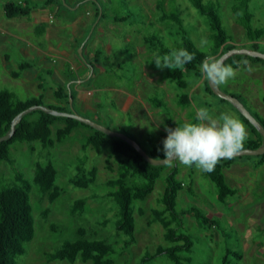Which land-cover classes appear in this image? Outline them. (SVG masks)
<instances>
[{"label": "rangeland", "instance_id": "374dc122", "mask_svg": "<svg viewBox=\"0 0 264 264\" xmlns=\"http://www.w3.org/2000/svg\"><path fill=\"white\" fill-rule=\"evenodd\" d=\"M5 1L0 0V26L14 35H0V91H13L22 100L43 93L44 105L73 110L110 130L127 134L146 149L150 148L149 136L158 137L166 132V119L172 120L174 125L194 121L195 111L201 106L208 107L214 116L228 112L239 117L248 130L246 142L257 137L263 142L259 128L250 120L245 122L232 102L206 90L203 76L185 69L186 89L162 80L159 70L151 65L152 57L142 38L155 34L165 45L175 46L179 36L171 25L157 20L156 0H12L25 1L32 10L44 7L51 15L39 26H35L34 21L28 23L33 20L32 15L16 18L28 23L22 27L4 16L2 6ZM202 1L206 8L215 9L223 29L231 36V43L237 46L235 48L264 53V36L256 42L246 37L232 11L235 0ZM165 2L168 10L179 8L184 27L196 47L210 52L212 30L207 16L199 13L190 0ZM249 7L254 15L253 27L264 29V0H250ZM115 16L125 17V20L114 21ZM4 54L8 55L6 60ZM234 56L240 58L241 64L234 68L238 74L219 87L264 119V62L245 59L242 54ZM22 62H27L30 68L13 78L10 73L18 70ZM37 83H41L40 89ZM60 84L68 88V101L71 94L73 96L68 105L59 102L53 94V89ZM183 92L189 94L190 105L182 110L176 104V95ZM153 96L162 99L166 106L154 107L148 100ZM94 132L92 128L80 125L63 143L55 144L49 150H43L39 143H19L10 149V164L0 161V181L4 184L13 183L19 173L31 180L36 162L51 161L58 171L55 182L62 190L60 196L49 203L33 185L29 200L35 232L26 245V253L17 258V264H92L79 260L74 263L66 260L47 262L45 259V253L60 247L64 241L74 240L78 227L97 232L99 238L114 239L116 209L100 195L108 189L104 184L106 179L116 175L117 164L114 156L106 161L110 155L109 143L100 155L92 147L82 149L87 136ZM261 156L234 157V162L245 161L249 165L242 170L238 167L224 169L225 183L236 193L223 201L217 198L214 183L203 171L195 166H183L176 160L167 163L152 192L143 201H135L134 242L121 256L118 249L114 264H136L145 253L153 254L158 244H167L161 225L156 222L146 227V219L152 208H162L157 198L163 193L166 171L175 166L178 169L176 179L183 184L176 200L178 212L198 207L205 217L215 220L214 226L210 223L206 226L195 219V210L183 215L185 230L192 234L190 264H221L226 249L240 254V257L232 254L229 264H264V168L254 162ZM81 163L86 168L95 166L98 169L96 181L87 188L68 183ZM107 165L112 170L107 169ZM77 198L87 201L81 213L73 214L71 206ZM139 206L145 210L143 216L137 212ZM44 212H47L46 216ZM103 219L108 223L100 226ZM146 264L173 263L166 254H159Z\"/></svg>", "mask_w": 264, "mask_h": 264}, {"label": "trees", "instance_id": "16d2710c", "mask_svg": "<svg viewBox=\"0 0 264 264\" xmlns=\"http://www.w3.org/2000/svg\"><path fill=\"white\" fill-rule=\"evenodd\" d=\"M50 1V0H48ZM47 1V2H48ZM196 10L206 15L209 19L212 35V48L210 52L199 50L184 27L183 19L179 8L167 9L165 0L155 1V11L158 13V21L171 25L175 29V34L179 36V42L175 46H167L155 34L144 35L142 40L146 51L153 54H166L171 49H179L181 47L188 49L194 54L195 58L189 64L185 65L186 70L193 71L196 75L202 76L200 73V65L207 55H215L220 57L229 49L235 48L231 43V36L223 29L215 9L206 8L202 0H190ZM250 0H235L232 5V11L237 16L238 22L242 25L246 37L252 41H259L264 36V29L254 28L252 19L253 12L249 7ZM3 11L7 18L26 17L31 13L32 8L27 2H15L7 0L3 3ZM99 12L95 13L97 17ZM101 16L103 14L101 13ZM125 17H114V21H124ZM251 49H256L252 47ZM235 54L226 58L223 62L230 64L233 68L239 67L240 58H234ZM245 59H252L258 62L264 60L257 56H249L242 54ZM151 65L157 68L155 61H151ZM30 68L27 62L18 65V70L12 71L10 75L18 78L21 71ZM161 73L162 80L172 82L181 89L187 88V82L184 79V73L180 69L172 70L169 68H157ZM157 70V71H158ZM206 90L212 92L207 80ZM41 88V83L37 84ZM55 98L66 105L68 101V88L63 84L53 89ZM71 98L73 96L71 94ZM44 94L39 93L22 100L17 97L13 91H0V137L7 135L11 129V122L21 111L33 105H44ZM222 99V98H221ZM149 102L156 108H162L166 105L163 100L156 96L149 97ZM224 100V99H222ZM176 104L185 109L190 105L189 94L183 92L176 95ZM45 106L56 109L58 111H69L66 107H55L46 104ZM162 110V109H161ZM250 110V109H249ZM163 111V110H162ZM252 115L264 127V119L251 111ZM245 122L249 120L240 114ZM167 127L174 128L172 120L166 119ZM84 124L74 118L57 116L40 109H34L24 114L19 122L14 126L13 133L6 140L0 141V161L7 164L11 162V147L19 143H39L43 150H49L55 144L63 143L65 138L69 136L73 129ZM94 134L87 136L86 143L82 145V149L92 147L97 154L103 153L106 143H109V156L107 162L114 156L116 160V175L107 178L104 182L107 191L100 195L111 202L116 209V220L114 224L113 240L106 237L99 238L96 233L88 232L84 227H78L76 230L77 237L74 240L64 241L60 247L53 251L45 253L47 262L55 260H66L74 263L77 260L92 264H114L116 254L119 255L134 242V210L135 201H143L154 189V185L160 178L161 174L167 168V163L161 165H152L147 162L129 143L119 137L109 136L99 130L92 128ZM167 133L162 132L158 137L149 136L147 139L150 148H143L149 155L154 158L163 159L162 140ZM111 139L110 141H108ZM262 145V139L257 137L255 140H249L244 143V147L256 148ZM262 162H264V153L261 154ZM234 157L230 159H222L218 162L215 170L211 173L203 172L215 185L217 189V198L223 201L227 196L234 195L236 190L230 188L224 179V169L231 166ZM169 163V162H168ZM107 169H111L107 165ZM76 174L69 178L68 183L77 187L87 188L96 181L97 167L92 166L86 168L83 163L76 166ZM112 170V169H111ZM57 169L51 161L46 163L36 162L34 175L31 180L25 178L21 173L15 175L13 183L4 184L0 181V264H17V258L26 253V245L32 240L35 232L33 207L29 200V195L33 185L38 189V193L42 199L45 198L49 203L54 202L61 194V188L56 184ZM178 173L177 166L166 171L165 186L162 195L157 201L162 208H152L146 219V227H150L153 223L158 222L163 229V239L166 245L158 244L153 254L145 253L136 264H146L159 254H166L167 258L173 264H190L189 254L193 245L192 234L185 230L183 215L195 210L194 217L201 220L204 225H215V220L205 217L198 207H191L188 210L178 212L176 208V200L178 192L183 188V184L176 179ZM191 190L190 188H188ZM86 198H77L73 201L71 212L79 214L83 211ZM137 212L140 216L145 214L144 208L138 207ZM47 212H44V216ZM107 219L99 222L100 226H105ZM120 241V242H119ZM119 249V250H118ZM240 254L233 250L226 249L221 264H229L231 255Z\"/></svg>", "mask_w": 264, "mask_h": 264}, {"label": "clouds", "instance_id": "9594fccd", "mask_svg": "<svg viewBox=\"0 0 264 264\" xmlns=\"http://www.w3.org/2000/svg\"><path fill=\"white\" fill-rule=\"evenodd\" d=\"M195 58L186 48L171 49L166 54H153L157 68L180 69ZM204 79L215 86L226 85L237 76L236 69L225 64L222 58L207 55L200 65ZM167 133L162 140V153L165 162L178 161L186 167L195 166L198 170L211 173L222 159L233 158L248 139L246 125L239 117L222 112L211 114L208 107H198L194 121L176 122V127H165Z\"/></svg>", "mask_w": 264, "mask_h": 264}, {"label": "water", "instance_id": "95a60500", "mask_svg": "<svg viewBox=\"0 0 264 264\" xmlns=\"http://www.w3.org/2000/svg\"><path fill=\"white\" fill-rule=\"evenodd\" d=\"M233 54H247L249 56L260 57L264 60V53L263 52H260L257 50H250L248 48H232V49H229L228 51L224 52L219 58H222V60L224 61L226 58H228L229 56H231ZM208 84H209V87L211 88V90L214 94H216L218 97H220L226 101L232 102L239 109V111L243 114L244 117H246L248 120L253 122L259 128V130H260V132L264 138V127L256 120V118L251 114L250 110L239 100V98H237L231 94H228L227 92L222 90L219 86H215L214 84H212L209 81H208ZM69 101L71 103V98ZM34 109H40L44 112H47V113H50L53 115H57V116L71 117V118H74L80 122H83L84 124L91 126L92 128H94L96 130L101 131L104 134H107V135L113 136V137H119L122 140L129 143L140 155L143 156V158L147 162H149L152 165H161V164L168 163V162L164 161V158L158 159V158H154L151 155H149L135 140H133L132 138H130L127 134H125L123 132L110 130L109 128H107V127H105L99 123H96L95 121H93L91 119H88V118H85V117L78 115L73 110L72 111H58L56 109L49 108L45 105H33V106H30V107L26 108L25 110L21 111L19 114H17L16 117L11 122L10 132L5 136L0 137V141L6 140L7 138H9L11 136V134L13 133L14 126L19 122L21 117L24 114H26V113L34 110ZM263 153H264V140L262 142V145H260L259 147L242 148L234 157L243 156V155H261Z\"/></svg>", "mask_w": 264, "mask_h": 264}, {"label": "crops", "instance_id": "0c3cea01", "mask_svg": "<svg viewBox=\"0 0 264 264\" xmlns=\"http://www.w3.org/2000/svg\"><path fill=\"white\" fill-rule=\"evenodd\" d=\"M30 15H32L33 20H29L28 23L29 22L32 23V21H34V23L36 24L35 26L42 25L46 21V19L51 18V15L47 12V10L44 7L40 8L39 10H36V9L31 10ZM0 16H2V12H0ZM8 19H10L12 21L11 23L15 24L17 27H22V26H25V25L28 24L27 22H24V21H17V20H15L16 18H8ZM6 34H11V33H9L7 28L0 26V35L4 36ZM11 35H14V34H11ZM3 57L6 60L8 55L4 54ZM262 81H263V87H264V76H262ZM263 100H264V98H263ZM254 162L258 166L264 168V162H262L261 159L260 160L258 159L257 161H254ZM248 165H249V163L245 162V161H240L238 163L237 162H233L231 164V166H233V167L230 166V167H228V169L234 168V167H236V168L238 167L239 169L242 170L244 168H247ZM256 169H258V168L256 167Z\"/></svg>", "mask_w": 264, "mask_h": 264}]
</instances>
